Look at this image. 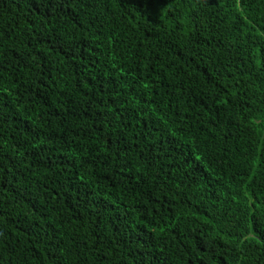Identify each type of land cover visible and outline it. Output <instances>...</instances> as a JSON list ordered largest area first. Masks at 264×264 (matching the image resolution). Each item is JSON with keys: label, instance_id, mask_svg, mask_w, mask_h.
I'll return each instance as SVG.
<instances>
[{"label": "trees", "instance_id": "1", "mask_svg": "<svg viewBox=\"0 0 264 264\" xmlns=\"http://www.w3.org/2000/svg\"><path fill=\"white\" fill-rule=\"evenodd\" d=\"M0 264H264V0H0Z\"/></svg>", "mask_w": 264, "mask_h": 264}]
</instances>
